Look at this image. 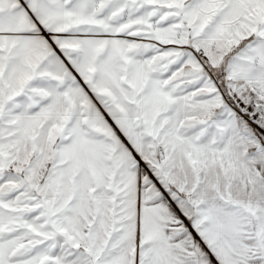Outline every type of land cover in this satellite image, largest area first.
Masks as SVG:
<instances>
[{"label": "snow or ice", "instance_id": "1", "mask_svg": "<svg viewBox=\"0 0 264 264\" xmlns=\"http://www.w3.org/2000/svg\"><path fill=\"white\" fill-rule=\"evenodd\" d=\"M0 264H264V0H0Z\"/></svg>", "mask_w": 264, "mask_h": 264}]
</instances>
